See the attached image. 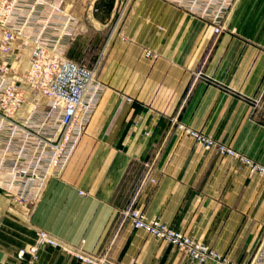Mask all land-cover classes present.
<instances>
[{"label":"crops","instance_id":"0c3cea01","mask_svg":"<svg viewBox=\"0 0 264 264\" xmlns=\"http://www.w3.org/2000/svg\"><path fill=\"white\" fill-rule=\"evenodd\" d=\"M124 5L64 0L65 16H54L45 29L56 42L73 19L62 50L80 61L95 46L105 89L63 176L49 180L39 202L15 204L0 193L12 204L0 215V264H26L17 253L35 245L40 230L104 264H199L135 229L126 216L134 208L233 262L251 264L264 241V177L184 128L264 165V0H238L229 31L219 36L164 0H131L120 17ZM22 10L19 22L29 3ZM49 14L39 10L34 34ZM166 20L170 29L161 31ZM31 264L80 262L41 246Z\"/></svg>","mask_w":264,"mask_h":264},{"label":"built area","instance_id":"2783aa9c","mask_svg":"<svg viewBox=\"0 0 264 264\" xmlns=\"http://www.w3.org/2000/svg\"><path fill=\"white\" fill-rule=\"evenodd\" d=\"M63 1L0 0V193L16 204L39 202L49 180L63 176L105 89L96 68L77 63L62 50L73 19L68 18L56 42L45 36L53 17L65 16ZM164 1L209 22L219 36L238 0ZM27 3V19L19 22L18 15ZM41 8L50 14L43 30L34 34L32 24L38 21L36 14ZM187 133L220 155L237 159L250 175L264 177V165L201 133ZM126 216L135 229L184 251L196 263L240 264L158 219H148L141 209H130ZM41 246L60 249L80 264H104L82 247L43 230L35 245L19 250L17 259L31 264ZM251 264H264V241Z\"/></svg>","mask_w":264,"mask_h":264},{"label":"rangeland","instance_id":"374dc122","mask_svg":"<svg viewBox=\"0 0 264 264\" xmlns=\"http://www.w3.org/2000/svg\"><path fill=\"white\" fill-rule=\"evenodd\" d=\"M112 1H114V0H107V2L109 3V2H112ZM116 1V0H115ZM118 1H120V3H123V4H126L127 2H129V1H131V0H118ZM171 4V3H170ZM173 5V4H172ZM111 6H112V3H111ZM175 6V5H174ZM178 10H180L181 12H183V13H186V18L187 19H190L191 21H196V20H201V21H204L203 19H201L199 16H194V15H192V14H190L189 12H187V11H185V10H182V9H180V8H178L177 6H175ZM128 8V7H127ZM125 6H123V8H119L118 9V14H120V17H122V16H124L125 15V13H126V11L128 10ZM231 14V13H230ZM175 17V16H174ZM166 18H168V14L166 15ZM172 19H175V18H173V17H171ZM229 20H230V16L227 18V20H226V23H225V25H224V29H223V32H222V34L223 33H225V32H228L229 31ZM207 25H209V26H211L213 29H214V26H212L209 22H206V21H204ZM174 23H175V20H174ZM172 25V24H171ZM159 29L161 30V31H168L169 29H170V24L168 23V21L166 20V27L165 26H163L162 27V25L159 27ZM95 30V29H94ZM96 31V30H95ZM95 31H93V33H91V34H93L94 36H95ZM104 34H105V36H106V39L108 38V36H109V34L110 33H112L113 32V24H110L109 26H107L105 29H104ZM215 33V32H214ZM221 35V34H220ZM107 42V41H106ZM82 55H81V60H84V62L82 63L81 62V60L80 61H78V60H76V62L77 63H79V64H82V65H85V66H87V67H89V68H96V60H97V58H96V49H95V46H94V48H93V51L91 52H85V53H81ZM146 55L147 56H155V53L154 52H152V51H149V52H147L146 53ZM70 59H72V60H74L75 61V59L73 58V57H69ZM97 69V68H96ZM97 74V79H99L100 77H99V75L100 74H98V73H96ZM96 114V113H95ZM95 117V115L93 116V118ZM188 130H190V131H194V132H198V131H196V130H194V129H192V128H184V131H185V133L189 136V137H191L188 133H187V131ZM199 133V132H198ZM206 136V135H205ZM209 137V136H208ZM191 138H193V137H191ZM211 138V137H210ZM194 139V138H193ZM215 142H217L216 140H214ZM196 142H198V141H196ZM199 143V142H198ZM217 143H219V142H217ZM200 144V143H199ZM219 144H221V143H219ZM224 145V144H223ZM11 201V200H10ZM11 202H13V201H11ZM14 203V202H13ZM16 204V203H15ZM5 205H7V207L8 208H10V207H12V204H10V202L6 199V198H4V196H2V194H0V215H2V214H4V206ZM4 219V215H3V218H2V220ZM0 223H1V220H0ZM39 233V232H38Z\"/></svg>","mask_w":264,"mask_h":264}]
</instances>
